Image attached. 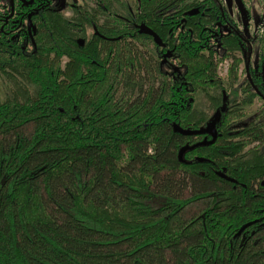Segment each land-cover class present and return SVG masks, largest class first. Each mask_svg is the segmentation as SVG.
I'll use <instances>...</instances> for the list:
<instances>
[{
    "label": "trees",
    "instance_id": "1",
    "mask_svg": "<svg viewBox=\"0 0 264 264\" xmlns=\"http://www.w3.org/2000/svg\"><path fill=\"white\" fill-rule=\"evenodd\" d=\"M95 3L69 19L0 0V74L17 88L0 97V264H264L254 38L218 0Z\"/></svg>",
    "mask_w": 264,
    "mask_h": 264
},
{
    "label": "rangeland",
    "instance_id": "2",
    "mask_svg": "<svg viewBox=\"0 0 264 264\" xmlns=\"http://www.w3.org/2000/svg\"><path fill=\"white\" fill-rule=\"evenodd\" d=\"M62 12L66 17H71L70 4L79 0H58ZM57 1V6H58ZM226 9L229 16L237 23L238 28L242 33L250 34L253 38V51L250 63L256 65L260 59L261 54L264 56V0H218ZM129 4L133 5L134 0H128ZM90 9L95 7L94 0L86 2ZM116 8H119L117 6ZM101 19V18H99ZM151 49V48H150ZM145 49L140 47V51L146 55V59L150 61L153 68H156L158 60L162 61V57L158 56L152 49ZM226 63L219 67V73L226 74ZM145 75V74H144ZM221 76V74H220ZM222 77V76H221ZM17 93V88L13 85L10 79L3 74H0V97L3 100L10 98ZM195 108L200 111H207L209 109L210 97L204 93L195 95ZM261 108V101L257 100L252 106L245 109V117L248 118L255 114ZM187 196V195H186ZM200 207L194 206L191 213L199 212Z\"/></svg>",
    "mask_w": 264,
    "mask_h": 264
},
{
    "label": "flooded vegetation",
    "instance_id": "3",
    "mask_svg": "<svg viewBox=\"0 0 264 264\" xmlns=\"http://www.w3.org/2000/svg\"><path fill=\"white\" fill-rule=\"evenodd\" d=\"M4 2H5V4H6V2L8 1V0H3ZM57 1L58 0H50V3H51V6H52V8L54 9V10H59V11H61L62 12V9L61 8H59L61 5H60V2L58 1V6H57ZM95 1H97V0H94V3H95ZM147 1H151V0H147ZM86 2H88V0H79V1H76V2H74V3H71L70 4V10H71V13H72V16L71 17H69V19H71V18H73V16H74V14L76 13V12H84V11H88V9L90 10V8L88 7V5L86 4ZM145 2H146V0H145ZM135 3H137V0H134V4H133V6L135 5ZM118 6V4L116 3V7ZM99 7L96 5V3H95V7L93 8V9H98ZM225 11H226V9H225ZM63 13V12H62ZM226 13H227V11H226ZM228 14V13H227ZM65 15V14H64ZM66 16V15H65ZM228 16H229V14H228ZM68 18V17H67ZM229 18H230V22H231V24L230 25H233V28L234 27H236L237 28V31L238 32H241V34L242 35H247L246 33H242V31L238 28V26H237V23L229 16ZM104 24V20H101L100 21V23H99V25H103ZM154 25H158L157 23L156 24H153V26ZM160 25H165L164 23H161ZM168 25V24H167ZM235 25V26H234ZM155 27V26H154ZM156 28V27H155ZM156 29H158V28H156ZM142 33H144L142 30H141V28L139 29ZM152 32H154L153 30H151ZM155 33V32H154ZM144 34H146V33H144ZM146 35H149V36H151L152 37V39L156 42V43H158V44H161V42H157V39H155V37H154V35H150V34H146ZM155 35L156 36H158L157 35V33H155ZM159 37V36H158ZM161 40V39H160ZM251 55H252V53H251ZM251 55H250V57H249V60H251ZM244 67H245V64H243L242 65V73H243V71H244ZM246 68V67H245ZM251 117V116H250ZM249 118V117H248Z\"/></svg>",
    "mask_w": 264,
    "mask_h": 264
},
{
    "label": "water",
    "instance_id": "4",
    "mask_svg": "<svg viewBox=\"0 0 264 264\" xmlns=\"http://www.w3.org/2000/svg\"><path fill=\"white\" fill-rule=\"evenodd\" d=\"M140 28H141V30H142L144 33H146V34H150V35H154L155 39H157V42H161L160 38H159L158 36H156L155 33L152 32L149 28H147V27H145V26H141ZM80 43L83 44V41L80 40ZM222 110H223V111L226 110V105L223 107ZM220 119H221V112H217V114H216V116H215V119L213 120V123L211 124L210 127H208V128L206 129V131H207L208 133L212 134V136H213V141H214V140L216 139V137H217V131H216V128H215V123L218 122V121H220ZM175 129H176V131H178V132H180V133H184V134H186V133H190V132H188V131H184V130H181V129H178V128H175ZM187 150H188V147H184V148H182V149L179 151V157H180L181 160H183V156H184V154H185V152H186Z\"/></svg>",
    "mask_w": 264,
    "mask_h": 264
},
{
    "label": "built area",
    "instance_id": "5",
    "mask_svg": "<svg viewBox=\"0 0 264 264\" xmlns=\"http://www.w3.org/2000/svg\"><path fill=\"white\" fill-rule=\"evenodd\" d=\"M226 63V65H228V63L227 62H225ZM223 64H221V66H222ZM225 72H226V74H227V69L225 70ZM221 74V76L222 77H224V76H226V74H223V73H220Z\"/></svg>",
    "mask_w": 264,
    "mask_h": 264
}]
</instances>
